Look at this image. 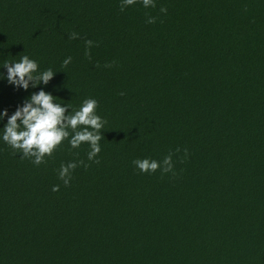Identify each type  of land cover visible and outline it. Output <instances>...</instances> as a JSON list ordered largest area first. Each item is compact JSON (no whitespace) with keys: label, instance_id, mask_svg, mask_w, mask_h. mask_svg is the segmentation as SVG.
<instances>
[{"label":"trees","instance_id":"trees-1","mask_svg":"<svg viewBox=\"0 0 264 264\" xmlns=\"http://www.w3.org/2000/svg\"><path fill=\"white\" fill-rule=\"evenodd\" d=\"M121 3L0 0V67L56 72L0 80V111L42 87L105 121L91 161L86 143L36 165L0 141V264H264V0Z\"/></svg>","mask_w":264,"mask_h":264},{"label":"clouds","instance_id":"clouds-1","mask_svg":"<svg viewBox=\"0 0 264 264\" xmlns=\"http://www.w3.org/2000/svg\"><path fill=\"white\" fill-rule=\"evenodd\" d=\"M137 2H141L145 8L155 7V0H122L121 11ZM161 12H166V9L162 8ZM148 22L153 23L154 18ZM77 35L72 33L70 38L76 39ZM87 44L91 46L92 42L87 41ZM70 62L71 57H68L63 64L67 66ZM0 68L6 70V73L0 71V80H6L9 85L25 92L29 88L47 86L56 73L51 69L41 72L37 62L27 55L21 56L18 62H5ZM54 98L51 92L41 87L27 96L11 115L7 109L0 111V123L3 124L0 127V141L23 157H33L32 162L36 165L43 163L45 156H51L64 140H68L73 149L83 143L88 144L90 151L87 158L93 160L101 151L100 141L105 124L96 112L98 102L88 98L78 110H73L68 103H57ZM133 163L145 173H154L158 168L162 172L172 170L171 156L165 157L162 163L147 158L137 159ZM76 167L74 162L61 165L59 178L66 186L71 179V171Z\"/></svg>","mask_w":264,"mask_h":264}]
</instances>
